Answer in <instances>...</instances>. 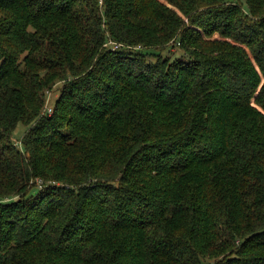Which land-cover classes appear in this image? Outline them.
<instances>
[{"label": "trees", "instance_id": "1", "mask_svg": "<svg viewBox=\"0 0 264 264\" xmlns=\"http://www.w3.org/2000/svg\"><path fill=\"white\" fill-rule=\"evenodd\" d=\"M0 264H264V0H0Z\"/></svg>", "mask_w": 264, "mask_h": 264}, {"label": "rangeland", "instance_id": "2", "mask_svg": "<svg viewBox=\"0 0 264 264\" xmlns=\"http://www.w3.org/2000/svg\"><path fill=\"white\" fill-rule=\"evenodd\" d=\"M216 39H218V36H216ZM58 87L59 86H57L56 89ZM56 89H54V90H56ZM47 94H49V96H50V106L51 107L53 106V108H54V103H55L56 99L58 98L59 92L58 91H55V92H49ZM47 101H48V97H46V104H47ZM46 104H45V106H46ZM25 131H26V127L23 124H20L17 127V129L15 131V135H14L15 142H18L19 143V140H21V138L23 137Z\"/></svg>", "mask_w": 264, "mask_h": 264}, {"label": "built area", "instance_id": "3", "mask_svg": "<svg viewBox=\"0 0 264 264\" xmlns=\"http://www.w3.org/2000/svg\"><path fill=\"white\" fill-rule=\"evenodd\" d=\"M44 111L48 115H52L53 114V106L52 107L50 106V96H49V94H48V101H47V104L45 106Z\"/></svg>", "mask_w": 264, "mask_h": 264}]
</instances>
